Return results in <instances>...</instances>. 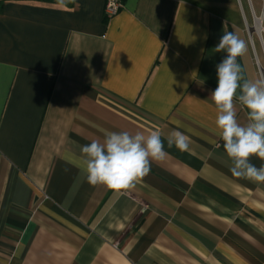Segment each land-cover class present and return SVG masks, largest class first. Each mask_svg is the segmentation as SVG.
<instances>
[{
  "label": "crops",
  "instance_id": "obj_1",
  "mask_svg": "<svg viewBox=\"0 0 264 264\" xmlns=\"http://www.w3.org/2000/svg\"><path fill=\"white\" fill-rule=\"evenodd\" d=\"M204 1L0 0V264H264V183L232 176L210 96L224 31L240 83L264 78L238 13ZM152 130L167 155L134 189L87 183L82 146Z\"/></svg>",
  "mask_w": 264,
  "mask_h": 264
},
{
  "label": "clouds",
  "instance_id": "obj_2",
  "mask_svg": "<svg viewBox=\"0 0 264 264\" xmlns=\"http://www.w3.org/2000/svg\"><path fill=\"white\" fill-rule=\"evenodd\" d=\"M207 39V36L204 37ZM195 39V37H194ZM247 51L246 43L236 34L224 31L215 46V52L226 55L216 66L217 87L211 92V99L217 110L215 125L227 157L229 171L237 179L264 183V164L259 168L250 162L253 156L264 161V80L244 81L242 84L241 66L237 57ZM241 94L239 102L248 110L249 123L237 122L234 99L237 89ZM168 147L187 151L188 137L175 131L171 134ZM82 173L90 185H104L110 190L127 191L150 174L151 163L163 160L167 153L161 140V133L152 130L131 134L111 132L103 141L92 140L82 146Z\"/></svg>",
  "mask_w": 264,
  "mask_h": 264
},
{
  "label": "rangeland",
  "instance_id": "obj_3",
  "mask_svg": "<svg viewBox=\"0 0 264 264\" xmlns=\"http://www.w3.org/2000/svg\"><path fill=\"white\" fill-rule=\"evenodd\" d=\"M204 2L213 6L217 5V2H222L224 7L230 5L238 13L243 30L247 35L249 34L246 28V22L251 26L254 25L255 17L262 18V26L264 28V0H206ZM261 34L260 36L257 32H254L252 40L255 46V51L253 52L255 54H253V57L256 56L255 65L257 71H259L258 65L264 67V31Z\"/></svg>",
  "mask_w": 264,
  "mask_h": 264
},
{
  "label": "built area",
  "instance_id": "obj_4",
  "mask_svg": "<svg viewBox=\"0 0 264 264\" xmlns=\"http://www.w3.org/2000/svg\"><path fill=\"white\" fill-rule=\"evenodd\" d=\"M124 7L123 0H105V13L108 17L116 15ZM146 207L142 209L145 212Z\"/></svg>",
  "mask_w": 264,
  "mask_h": 264
},
{
  "label": "bare ground",
  "instance_id": "obj_5",
  "mask_svg": "<svg viewBox=\"0 0 264 264\" xmlns=\"http://www.w3.org/2000/svg\"><path fill=\"white\" fill-rule=\"evenodd\" d=\"M254 21H255V23L252 26L247 23L248 31L250 32V34H252V36H253L254 32H257L260 35L264 31V28L262 26V18L255 17ZM252 39H253V37H252ZM259 68H260L261 73L262 72L264 73V67L259 65Z\"/></svg>",
  "mask_w": 264,
  "mask_h": 264
},
{
  "label": "water",
  "instance_id": "obj_6",
  "mask_svg": "<svg viewBox=\"0 0 264 264\" xmlns=\"http://www.w3.org/2000/svg\"><path fill=\"white\" fill-rule=\"evenodd\" d=\"M246 28H247V31H248V25H247V22H246ZM248 34H249V37L252 39V34H250V32L248 31ZM262 34H260L261 36ZM262 77L264 78V73L262 72Z\"/></svg>",
  "mask_w": 264,
  "mask_h": 264
}]
</instances>
